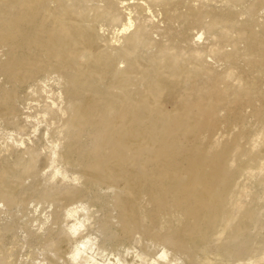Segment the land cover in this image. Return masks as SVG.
I'll return each mask as SVG.
<instances>
[{
	"label": "bare ground",
	"instance_id": "bare-ground-1",
	"mask_svg": "<svg viewBox=\"0 0 264 264\" xmlns=\"http://www.w3.org/2000/svg\"><path fill=\"white\" fill-rule=\"evenodd\" d=\"M129 1L0 0V127L15 144L0 158V219H10L0 224V253L31 204L65 201L50 212L57 230L35 240L56 254L74 240L71 264L110 255L104 264H140L158 247L168 264L258 256L264 235L256 242L251 226L261 220L255 199L264 188V0H224L222 9L147 0L163 7L173 43L195 29L212 40L184 67L174 45L149 42L157 51L138 79L132 73L149 33L142 25L128 32L132 15L120 25L119 6ZM234 4H245L246 19L230 40ZM45 140L46 161L61 163L77 184L53 190L39 182ZM91 207L111 212L98 235L78 244ZM69 218L80 221L67 230Z\"/></svg>",
	"mask_w": 264,
	"mask_h": 264
},
{
	"label": "rangeland",
	"instance_id": "rangeland-1",
	"mask_svg": "<svg viewBox=\"0 0 264 264\" xmlns=\"http://www.w3.org/2000/svg\"><path fill=\"white\" fill-rule=\"evenodd\" d=\"M179 1V0H175ZM252 0H248L247 2H251ZM131 2V3H130ZM143 2V3H142ZM196 4H205L206 7L214 8V9H222L226 5V1L224 0H197L195 1ZM130 4L129 6H126L124 4L120 5V14H121V24L128 23L127 18H129L131 15L133 23V27L128 30V32H131L137 25H142L146 28L147 32L149 33L148 36V43L146 42V46L143 48V51L137 55L136 58V65L137 69L132 73L134 79H138L142 76L141 71L145 68H147V57L156 52V48L150 47L148 44L149 42L158 43L159 46L163 48L175 46L176 47V53L181 55V60L179 65L181 67H184L188 63L191 62L189 59L191 58V55L196 54L198 51H204L206 49V46L210 44L212 40V36H209L204 29H195L190 32V35L188 37L187 41H181L180 39H177L174 43L170 40L169 36L166 35V32L169 29V25L166 22L165 19V12L163 7L158 3H150L147 0H130L127 2V4ZM139 3V4H138ZM126 4V3H125ZM140 5L142 8L138 7L135 8V5ZM145 4V5H144ZM124 6V7H123ZM131 6H133L131 8ZM126 7V8H125ZM147 7V8H146ZM233 10L236 13L235 18V24L231 28V37L230 40H233L236 38L239 27L246 19L245 15V4H234L232 5ZM129 8V10L127 9ZM123 9V10H122ZM125 9V10H124ZM147 10V12H146ZM125 11L127 13H125ZM180 11H184V8H180ZM124 12V13H123ZM130 12V13H129ZM151 12V13H150ZM130 15H129V14ZM150 13V14H149ZM128 14V15H126ZM134 14V15H133ZM137 17V21L135 20ZM153 17V18H152ZM146 19V20H144ZM142 20V21H141ZM204 20H209V18H205ZM146 22V23H145ZM151 22V24H150ZM176 27L178 25L176 24ZM202 31V32H201ZM195 32V33H194ZM203 33V36L199 39L198 33ZM217 33V32H216ZM215 33V34H216ZM233 34V35H232ZM154 35V36H153ZM115 35H111L112 37ZM197 36V37H195ZM122 39V38H121ZM197 39V40H194ZM195 41L192 44V41ZM114 41V38L113 40ZM122 41V40H120ZM118 43V42H116ZM194 48V49H193ZM228 49L231 47L228 46ZM208 61L210 62L211 59L209 58ZM125 66V64H120V66ZM125 68V67H121ZM136 73V74H135ZM53 90V93L58 92L55 85L51 88ZM49 92L48 96H52L53 94ZM50 101V99H48ZM41 117V115H39ZM34 121V120H33ZM33 127L30 128L31 132L33 131ZM13 132L9 130H4L2 127H0V158L5 157L8 154V151L10 150L12 145H15L13 140ZM53 152H54V143L56 142V139H53ZM47 143H46V142ZM42 147V156L38 164L41 175L39 177V182L43 186H47L53 190H61L64 187L72 186L74 184H77L76 182L72 181L71 179L64 178L63 173L65 171V168L61 165L59 162H53L49 163L46 161L47 156L52 153V143L45 140ZM46 143V144H45ZM51 143V144H50ZM58 143V142H56ZM55 143V144H56ZM48 145V146H47ZM50 145V146H49ZM5 149H7L5 151ZM7 152V153H6ZM46 154V155H45ZM48 154V155H47ZM43 156H45L43 158ZM48 162V163H47ZM63 169V170H62ZM53 171V172H52ZM57 171V172H56ZM60 171V174H59ZM58 173V174H57ZM70 180V181H69ZM72 183V185H71ZM70 184V185H69ZM248 187H253L252 183L248 182ZM260 197L255 199L256 201V211L258 214L261 215V220L258 224L252 225L251 227L254 228V231H257V237L256 242H260L262 240V236L264 235V188L261 190ZM260 198V199H259ZM243 202H247L246 197H242ZM59 207L57 205L53 206H46V205H39L35 208L34 204L30 205L29 210L22 214V216H19V218L16 220L15 223V229L13 232H8L6 234V251H3L0 253V256L6 255V257L11 260V264H48L50 262H53L54 264H69L70 262L67 261L66 258H68L69 254L68 251L69 246L74 245V240L71 241V243L66 244L60 253L56 254L55 251H49L46 250L42 245L41 242H37L35 240V237H42L45 238V236L48 235L49 230H57V224H55L54 220H52L50 216L51 211H56L60 207L62 208L65 205H68V202H60L58 203ZM76 204L74 205L77 207ZM80 206V205H79ZM82 207H79V211H81ZM37 209V210H36ZM92 212H91V210ZM90 210V211H88ZM111 212V209L109 210ZM107 210H101L97 207H91L88 208L86 211H84L85 216H78L81 220L84 221V226L79 227V232L75 234V237L78 238V244L84 240H87L89 238H94L96 235H98V232L96 231L97 225L100 221V218L105 215ZM93 214V215H91ZM114 214V213H113ZM77 218V217H75ZM75 218H69L68 221L65 223V228L68 230L70 226H72L75 221H80V219ZM75 220V221H74ZM85 221H87L85 223ZM8 222H10L9 218H6L3 216L2 219H0V224L6 225ZM67 224V225H66ZM46 225V226H45ZM41 227V228H40ZM40 228V229H39ZM84 232V233H83ZM93 235V237H92ZM80 241V242H79ZM76 243V244H77ZM162 248V249H161ZM65 249V250H64ZM139 248L135 247L133 251H129V257L135 256V252H138ZM166 250L164 247H158L152 249V254L149 256V260L140 259L137 258L138 263L140 264H168L167 258L162 260L159 256L161 252ZM167 251V250H166ZM68 256H67V255ZM153 256V257H152ZM63 257V258H62ZM109 257V256H108ZM108 257H102L98 256L99 261L104 264ZM152 257V258H151ZM109 258H114L110 255ZM211 260L215 259V255H210ZM64 261V262H63ZM163 261V262H162ZM219 261V260H218ZM167 262V263H165ZM224 264H231L228 261L224 260ZM71 264V263H70ZM73 264V263H72ZM235 264H264V250L261 254L258 256H242Z\"/></svg>",
	"mask_w": 264,
	"mask_h": 264
}]
</instances>
